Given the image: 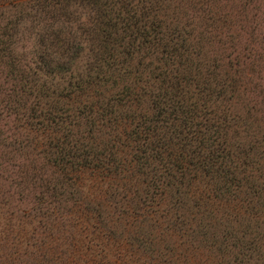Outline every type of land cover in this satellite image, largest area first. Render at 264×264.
I'll return each instance as SVG.
<instances>
[{
  "label": "trees",
  "instance_id": "trees-1",
  "mask_svg": "<svg viewBox=\"0 0 264 264\" xmlns=\"http://www.w3.org/2000/svg\"><path fill=\"white\" fill-rule=\"evenodd\" d=\"M184 1L0 0V264H264V10Z\"/></svg>",
  "mask_w": 264,
  "mask_h": 264
},
{
  "label": "rangeland",
  "instance_id": "rangeland-1",
  "mask_svg": "<svg viewBox=\"0 0 264 264\" xmlns=\"http://www.w3.org/2000/svg\"><path fill=\"white\" fill-rule=\"evenodd\" d=\"M182 3H186L184 0H181ZM202 1L204 0H192V3H188L186 4V6H184L185 8L183 9L184 11H186L187 14H191L190 11H192L191 9L187 8V5L189 4H199V2L202 3ZM210 2V1H208ZM230 3H240L239 0H231ZM257 7H260V9L264 10V0H256V3L253 4ZM227 8L223 9V12H229V5L226 4ZM205 8H211V5H207V7L205 6ZM194 14V13H192ZM198 14V13H197ZM242 32H244L243 27L240 28ZM248 29H246L245 31H247ZM240 37H242V39L247 38L245 32L242 33L239 30H237ZM17 48H18V52H23V51H27L28 49H30V45H31V39H32V33H31V27L28 24L23 23V27L19 28L18 31V35H17ZM0 128H2V130L8 129L9 132H11V130H13L14 126L11 125L9 123V119L5 118L4 116L0 117ZM22 134V133H21ZM2 169L5 170V167H1ZM0 168V169H1ZM4 176H8L7 174H0V208L2 207L1 203L3 204H7V206L5 207V209L1 210L0 209V214H4V217H14L17 216L19 218H21L22 220L23 217L20 214V211H24V213H28L30 212V207L33 205V201H32V195L29 192H26L24 195L25 197H20L17 195H14L13 193L15 191H12L11 188L8 186H6V182L4 180H2L1 178L5 179ZM10 218V219H11ZM10 229V227H9ZM10 230L8 232H6L4 239H2L3 241L5 240L6 242H0V256H2L3 254L9 255V257H12L13 255H15L13 253V251L10 250V246L7 245V242H9L11 240V236L10 235ZM9 247V248H8ZM27 253H30V251H28ZM26 257L24 255H19V261L17 262H13L11 264H39V263H35L32 260L25 259Z\"/></svg>",
  "mask_w": 264,
  "mask_h": 264
}]
</instances>
